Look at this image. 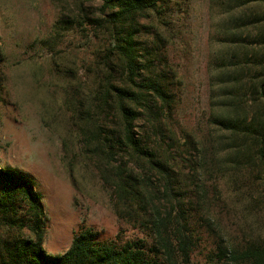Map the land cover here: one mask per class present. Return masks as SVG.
Masks as SVG:
<instances>
[{
  "label": "rangeland",
  "instance_id": "obj_1",
  "mask_svg": "<svg viewBox=\"0 0 264 264\" xmlns=\"http://www.w3.org/2000/svg\"><path fill=\"white\" fill-rule=\"evenodd\" d=\"M101 5V0H0V167L34 179L48 219L43 248L50 254L65 252L81 228L97 231L100 240L146 238L116 211L125 210L114 193L115 167L126 160L116 156L106 163L86 149L79 130L87 126L82 111L94 125L117 122L84 100L105 75L109 35L92 21L102 17ZM162 5V20L152 14L142 18L138 39L146 58V50H158L153 68L167 73L171 100L161 123L142 117L136 129L143 128L150 145L174 167L173 195L192 210L196 245L190 264H227L216 256L221 236L233 245L264 238V158L250 136L216 122L264 109L251 100L250 90L262 69L244 62L245 54L263 52L256 41L264 34V4L165 0ZM156 125L161 132L154 131ZM144 165L128 163L138 173ZM146 173L162 185L157 174ZM157 195L152 203L161 210L175 202L162 189ZM4 231L0 226V235Z\"/></svg>",
  "mask_w": 264,
  "mask_h": 264
},
{
  "label": "trees",
  "instance_id": "obj_2",
  "mask_svg": "<svg viewBox=\"0 0 264 264\" xmlns=\"http://www.w3.org/2000/svg\"><path fill=\"white\" fill-rule=\"evenodd\" d=\"M101 1L102 17L92 21L101 22L109 35L108 48L102 59L105 75L89 99L84 100L94 103L93 106L106 118L116 117L117 122L109 128L94 125L89 112L82 111V120L87 126L79 130L86 149L106 163L110 164L116 156L126 160L123 167H115L113 181L115 196L125 211L115 210L136 224L146 238L122 242L100 240L97 231L81 228L65 252L50 254L43 248L48 219L34 179L24 171L0 167V226L5 229L0 235V264L191 263V253L196 245L192 210L173 195V184L178 180L174 167L160 157L157 147L150 145V135L143 128L136 129V122L142 117L161 123L165 105L171 100L167 73L153 68L158 50H146V58L140 51L138 39L141 28L145 27L140 22L142 18L152 14L162 20L160 11L165 0ZM244 2L264 4V0ZM155 36L159 34L155 33ZM256 43L262 46V54H245L244 62L262 69L252 78L250 90L254 103H264V34ZM233 64L238 66L239 62ZM239 98V102L244 100L242 96ZM82 105L83 102H79V106ZM216 122L224 130L250 136L258 144L257 152L264 158V109L258 108L250 115L246 113L235 119H216ZM90 123L93 125L88 127ZM154 131L161 132L160 125L154 126ZM129 162L140 168L139 164L144 163V172L138 173L128 167ZM146 172L157 174L162 185L159 180L152 182V176ZM161 189L163 197L175 200L165 210L152 203L154 198H159L157 194ZM223 239L221 236L216 243L217 260L227 264H264V238L246 239L241 245Z\"/></svg>",
  "mask_w": 264,
  "mask_h": 264
}]
</instances>
